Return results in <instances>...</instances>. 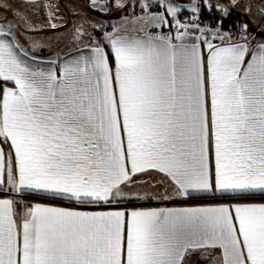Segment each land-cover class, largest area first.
Returning a JSON list of instances; mask_svg holds the SVG:
<instances>
[{"label":"snow or ice","instance_id":"obj_1","mask_svg":"<svg viewBox=\"0 0 264 264\" xmlns=\"http://www.w3.org/2000/svg\"><path fill=\"white\" fill-rule=\"evenodd\" d=\"M0 196V264H264V0H0Z\"/></svg>","mask_w":264,"mask_h":264},{"label":"crops","instance_id":"obj_2","mask_svg":"<svg viewBox=\"0 0 264 264\" xmlns=\"http://www.w3.org/2000/svg\"><path fill=\"white\" fill-rule=\"evenodd\" d=\"M153 2H154V0H153ZM183 2L189 3L190 0H183ZM142 3H144V0H139V4H142ZM162 10L163 9H160V11H162ZM130 11L132 13H130V12L128 14L120 13L119 15L113 16V18L110 21L105 20V21H103V23L110 24V25H121V24L125 23L126 21L131 20V21H133V23L126 24V26L130 30L134 29L136 27V25L134 23L136 17L141 16L144 13L141 12L139 6L136 7L134 14H133L132 9H130ZM185 14L191 15V13L187 9H185ZM185 14H184V16H186ZM93 19H94V17L85 22L86 23L85 27L88 28L89 32H91V30H92ZM74 23H75V21H74ZM106 30L111 31L112 28L109 27ZM158 30H160V29H156V31H158ZM52 38H55L54 43L52 44V50L49 53H42V55L40 57L44 61L45 66H47L49 64V62L57 59V52L59 53L60 56H63L65 53H70V54L75 55L77 53L78 49L84 48V45H81L77 40L74 39L73 35L71 34V30L61 31V32L52 34ZM57 38H59V40H57ZM57 44H59L58 50L56 49ZM28 47H29V49H31L32 45L28 46ZM38 50H39L38 48L35 49V51L37 53H40V51H38ZM205 53H206V50H205ZM85 54H86V52H85ZM7 86H12V85L9 84ZM0 198H5V197L0 196ZM220 202L221 201H219V200H213V199L205 200L202 203H193L191 201H189L187 203H180V202H173V201L161 202V201L153 200L151 202H138L137 205H135V206L136 207H145V208H152V207H195V206H204L207 204H215V203H220ZM30 203H43V204H48L50 206H56V207H71L72 206L68 201H53L49 198H38L36 200L30 201ZM132 207L133 206H129L128 210L130 211L132 209ZM81 210L104 211V210H111V209H109L107 207H99V208L85 207V208H82ZM209 264H216V262L210 261Z\"/></svg>","mask_w":264,"mask_h":264},{"label":"rangeland","instance_id":"obj_3","mask_svg":"<svg viewBox=\"0 0 264 264\" xmlns=\"http://www.w3.org/2000/svg\"><path fill=\"white\" fill-rule=\"evenodd\" d=\"M130 9L128 10L127 13H123V12L122 13L123 14H128L129 12L132 13L130 11ZM237 13L241 14L245 19H251L253 24H255L257 22V20H258V18L255 17V16L249 17L245 11H242L240 9H237ZM81 23H85V22L82 21ZM23 40L27 42V46H31L32 45L31 42L33 40H35L37 42V44L41 45L44 48L43 53H49L52 50V44L54 43L55 38H52V34H49L47 36L40 35V36H37V37L25 36V37H23ZM57 40H59V38H57ZM38 49H39L38 51H40L39 47H38Z\"/></svg>","mask_w":264,"mask_h":264},{"label":"trees","instance_id":"obj_4","mask_svg":"<svg viewBox=\"0 0 264 264\" xmlns=\"http://www.w3.org/2000/svg\"><path fill=\"white\" fill-rule=\"evenodd\" d=\"M188 13V12H187ZM185 15H188V14H185ZM238 16H240V17H243L241 14H239L238 13ZM244 18V17H243ZM202 19L205 21V22H208L209 24H211V23H214V20L212 19V17H210V16H208V15H204L203 17H202ZM236 22V18L234 17L232 20H230V21H227L226 23H225V28L226 27H229L231 24H233V23H235Z\"/></svg>","mask_w":264,"mask_h":264},{"label":"built area","instance_id":"obj_5","mask_svg":"<svg viewBox=\"0 0 264 264\" xmlns=\"http://www.w3.org/2000/svg\"><path fill=\"white\" fill-rule=\"evenodd\" d=\"M191 15H186V16H184V17H182L183 19H188L189 17H190ZM206 23H208V22H206ZM203 26V25H202ZM228 29V27H226L225 28V30H227ZM158 31H161V30H158ZM165 31H166V29H165ZM214 43H219L218 41H213Z\"/></svg>","mask_w":264,"mask_h":264}]
</instances>
